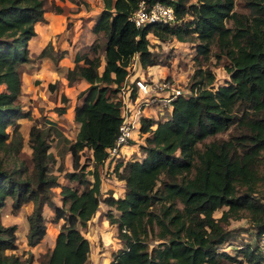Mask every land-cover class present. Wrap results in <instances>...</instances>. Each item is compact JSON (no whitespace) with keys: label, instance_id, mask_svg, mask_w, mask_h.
I'll list each match as a JSON object with an SVG mask.
<instances>
[{"label":"trees","instance_id":"16d2710c","mask_svg":"<svg viewBox=\"0 0 264 264\" xmlns=\"http://www.w3.org/2000/svg\"><path fill=\"white\" fill-rule=\"evenodd\" d=\"M139 1L102 0L90 28L96 39L65 72L69 83L77 78L88 83L74 106L75 138L61 136L72 160V170L63 175L72 186L59 184L49 169L54 157L49 137L52 130L61 135L54 122L45 120L47 128L36 122L29 126V155L22 151L17 122L31 116L17 100L20 66L31 60L28 40L36 34L35 23L44 21L45 11L64 13L68 8L54 0H0V208L7 197L12 211L29 205L28 247L45 234L44 206L53 212L52 221L64 219L53 247L34 257L16 252L17 226L2 223L0 214V264H86L89 241L81 230L100 202L110 208L105 216L122 242L109 264H264L257 244L240 248L242 258L220 248L231 237L226 228L231 219H246L258 238L264 233V0H242L247 14L233 9L235 0H160L172 6L174 20L142 27L129 19ZM148 33L160 41H195L202 57L217 47V60L226 59L228 79L214 86L213 73L197 68L188 89L183 88L190 93L177 95L164 119L140 117L143 154L116 158L113 172L124 182V193L104 195L98 166L119 132L118 92L126 67L135 55L144 69L162 61L150 50ZM50 50L48 43L39 55ZM217 133L226 137L196 147ZM84 151L92 161V179L87 162L81 161ZM59 155L62 171L63 152ZM10 159L18 163L11 165ZM55 185L60 186L61 205L53 200L50 188ZM216 210L221 211L217 217Z\"/></svg>","mask_w":264,"mask_h":264},{"label":"rangeland","instance_id":"374dc122","mask_svg":"<svg viewBox=\"0 0 264 264\" xmlns=\"http://www.w3.org/2000/svg\"><path fill=\"white\" fill-rule=\"evenodd\" d=\"M233 9L237 12H244L246 14L249 12V9L244 6L242 0H235ZM85 21L86 19L84 18L82 20L83 25ZM43 22H45V19L44 21H42V23ZM83 25L81 26L82 29H84ZM226 25L231 26L230 19L226 20ZM67 26L70 30L72 26L71 22H68ZM70 34L71 33L69 32V36ZM147 38L149 39L150 50L158 54L162 60L161 64L154 65L149 68L152 77L167 76L172 81L173 85H178L184 89H188L189 77L195 69L201 68L204 71L209 70L213 73L214 86L225 84V82L227 81L228 74L226 73L223 65L226 59L222 57L219 61L217 60V47L213 46L210 54L207 57H202L200 54L196 53L194 47L195 41L181 42L174 38L167 41H157L158 39H155V36L152 34H147ZM88 46L89 45L80 46L75 51L74 59L77 54L86 52L88 50ZM33 61H35V59H33ZM31 63L35 64L31 69L23 67L24 64L20 66V76L21 81L24 84V88L23 94H21L19 97V102L24 109H27L31 112V116L28 119H23V121L20 122V126H22L20 131L23 133L24 140L22 151L27 155L30 154L26 131L32 123L36 122L41 128H47L48 125L45 120H51L54 122V124L56 123L54 129L58 130L61 135L58 136L57 133L52 130V133L49 137L51 146L50 151L54 155L52 161L49 163V169L54 174H57V178L59 179L58 181L61 182L62 174H64L65 171H68V169L72 170V167L70 165L71 157L69 153L65 152L66 143L62 141V137L64 136L66 139L70 140V138H72L77 132L78 123L73 120L70 113L68 112H66L67 114L63 115L62 117L56 116L55 113L57 114V110L64 107L65 105L68 106L70 104L73 105L74 103H76L77 94L85 89L87 85L84 82H80V80H76L71 83H69L67 80L62 81V75H58V73H56L57 67L52 59L47 58L46 60L41 62L37 59L35 62H31L30 60L26 64L27 66H29V64ZM99 70L101 71V67L99 68ZM145 76H147L146 73ZM63 77L65 76L63 75ZM1 89L2 87H0V90ZM166 112L168 111L157 109L156 111L151 112L153 115L152 119L162 120L167 115ZM154 126L155 125H153V127ZM7 129L10 130V127H8ZM144 134L145 133L139 132V134L136 135L135 132L133 135V140L130 141H133L136 146H133V149L131 147L129 148V150H124V154L122 156H124L125 158H140L143 152L139 149V145L144 144ZM217 137H226V133H217L212 136H207L206 138L197 142L196 147L198 149H201L205 142H208L209 140ZM133 142H129L127 145H130ZM60 152H63L62 165L64 167V170L62 171L58 169L61 165V159L59 155ZM87 155L88 154H86V151H84L83 155L81 156V161L87 162L86 171L90 175V172L92 170V161L88 158H85ZM14 162L18 163V159L9 160V163L11 165H13ZM113 165L114 164H112L111 168L105 165L99 166L98 168L99 174L103 180L101 182L103 193H107L109 191L116 193L122 192L123 185L112 172L114 171ZM71 184L72 186H75L74 182H71ZM50 190L52 192L53 199L59 201V187L55 185L52 186ZM10 212L11 211L8 210V207H5L3 210V214H7V217H9L8 215H10ZM49 214H51V210L48 211V209H45L44 216L46 220V232L48 234V237L54 234L56 230V225H54V223L50 221ZM220 214V210H216L214 212V216L216 217ZM25 215L26 208L24 206H21L17 211V214L15 213V221L19 225L24 222V220L26 222ZM226 228L232 230L230 235L231 237L227 240V242H224L220 246V248L228 252L231 256H238V258H242L240 256V252H238L240 248L245 245L255 246L259 243L258 237L255 236L247 220L244 218L231 219L226 225ZM21 230L22 226L19 227L20 238L22 236ZM154 242L155 241L152 240L150 241V244H154ZM21 251L22 249L18 246L16 252L20 253Z\"/></svg>","mask_w":264,"mask_h":264},{"label":"crops","instance_id":"0c3cea01","mask_svg":"<svg viewBox=\"0 0 264 264\" xmlns=\"http://www.w3.org/2000/svg\"><path fill=\"white\" fill-rule=\"evenodd\" d=\"M56 4L60 6H65L68 9H66V12L64 13H57L53 11H45L44 12V19L45 22H36L35 23V30L36 34L28 40V48H29V54L31 57V62H35L36 59L41 61L48 59H52L57 67V72L58 75H62V81L67 80L65 76V72L67 69L72 68L74 65V56H75V51L83 45H90L94 40L96 39V35L90 30L94 17L96 14L102 9L103 2L102 0H54ZM86 19L84 25L82 23L83 19ZM71 22V28L69 30L67 23ZM83 25L84 29L81 28ZM69 32L71 33L69 36ZM151 34V33H148ZM155 39H158L155 37ZM157 41H160L159 39ZM51 44L52 50L48 54L39 55V52L42 48H44L47 44ZM59 51H64L62 55L57 54ZM56 55V56H55ZM135 63H134V73L130 75V80L135 76V75H141L145 73L147 74L148 77L153 78L154 80H157L161 77H152L151 73L149 71V68L154 65H149L145 69L141 67L140 62L138 60V56L135 55ZM35 59V61H33ZM38 62V61H37ZM102 64H103V59H102ZM35 64L31 63L29 66H27L26 63H24L23 67H27V69H31L34 67ZM159 65V64H155ZM101 67V66H100ZM63 72V73H61ZM127 83L129 82L128 78ZM76 80H80V82H84L86 85L88 83L83 79V78H77ZM74 80V81H76ZM68 81V80H67ZM73 81V82H74ZM0 87L3 88V85L0 84ZM23 88L24 84L21 81V94H23ZM20 94V95H21ZM19 95V97H20ZM142 95V92L139 91V96L135 95L130 97L128 100L126 99L128 105L135 110L137 106V100L138 97ZM19 97H18V102H19ZM63 100V99H62ZM67 101V100H66ZM76 102V101H75ZM20 104V102H19ZM76 103L73 105H68L60 108L57 110V114L55 113L56 116L62 117L63 115H66L70 113L71 117L74 120V106ZM21 106V104H20ZM22 110L26 111L27 109H24L21 106ZM65 111V112H64ZM155 109L149 106L144 107V113H142L141 116L147 117V118H152L153 115L151 112H154ZM29 117H21L17 119V122L20 124L23 119H28ZM75 121V120H74ZM76 122V121H75ZM56 124V123H55ZM140 127V118H139V123ZM22 126H20V129ZM29 129V128H28ZM27 133V141H28V130L26 131ZM23 136V133H22ZM76 134L70 138V140H73L75 138ZM145 136V134H144ZM24 142V140H23ZM133 146H136V144L133 142L130 145H125L122 147V151L131 148L133 149ZM138 146V145H137ZM69 153V152H67ZM70 157L71 154L69 153ZM67 157V156H66ZM67 164V163H66ZM70 165L72 167V160H70ZM101 166V165H100ZM104 166V164H103ZM99 168V166H98ZM68 171H71V169ZM113 172V171H112ZM99 173V171H98ZM114 173V172H113ZM115 174V173H114ZM89 178L92 179L91 175H88ZM100 176V174H99ZM116 176V175H115ZM101 182L103 181L101 176H100ZM59 179L57 178V181ZM122 183V192L116 193L112 192V194L115 197L122 196L124 193V182L122 180H119ZM59 184H69L72 185L71 182H68L67 179L64 177L62 174V181L59 182ZM57 187L60 186L56 185ZM101 183H100V191L103 193V190L101 188ZM59 201H56L55 199L54 202L57 205H61V195H60V190H59ZM104 195L106 193H103ZM102 205V207H101ZM26 208V214L29 212L30 208L29 205L25 204L22 205ZM5 207H8V210L11 211L9 217H7V214H3V210ZM45 209H48L50 211L51 209L48 206L43 207V216H44V211ZM110 208L103 202H100L94 215L88 220L87 226L81 230L82 234L88 239L89 241V254H88V260L86 264H109L112 258V252L116 251L120 247H122V242L119 240L117 237V230H116V225L109 223L107 217L105 216L106 212ZM19 210V209H18ZM12 211L11 209V199L7 197L5 199V204L0 208V214H1V221L4 224H11L14 223L17 226V246H19L22 251H25L26 253L31 252L34 257L38 256L39 254L45 253L47 250L51 249L54 245L55 241V236L60 228V226L64 223L63 218H59L57 221H52L51 218L53 217V212L51 211L50 215V221L56 225V230L55 233L50 235L49 237L47 236V232L45 231L44 236L42 239L33 247H28L26 244V232H27V223L22 222L20 225L15 221V213L17 214V211ZM113 214H117L118 212L115 209H112ZM26 216V215H25ZM45 218V216H44ZM61 221V222H60ZM45 225H46V220H45ZM22 226V236L21 238L19 237V227ZM19 237V238H18ZM18 249V248H17ZM16 249V250H17ZM37 264L36 261H34L32 264Z\"/></svg>","mask_w":264,"mask_h":264},{"label":"built area","instance_id":"2783aa9c","mask_svg":"<svg viewBox=\"0 0 264 264\" xmlns=\"http://www.w3.org/2000/svg\"><path fill=\"white\" fill-rule=\"evenodd\" d=\"M129 19L138 27L150 23H170L174 20V12L172 6L166 2L156 0L151 4H147L145 0H140ZM134 57L126 67L128 71L126 78H128L129 82L127 83L125 78L118 92V96L121 98L119 132L115 138L114 145L107 148V156L103 161L104 165L110 168L116 158L124 154L122 147L127 145L129 140H133L135 132L136 135L139 134V118L142 117L145 106L152 107L155 111L157 109L170 111L172 101L177 95L182 94L184 91L190 93L189 90H184L181 86L173 85L167 76L154 80L141 74L135 75L130 80V75L134 73ZM133 85H135L134 90ZM139 91L142 92V95L138 97L137 106L133 110L126 99L128 100L135 95L139 96ZM258 240V246L264 253V233L259 236Z\"/></svg>","mask_w":264,"mask_h":264}]
</instances>
